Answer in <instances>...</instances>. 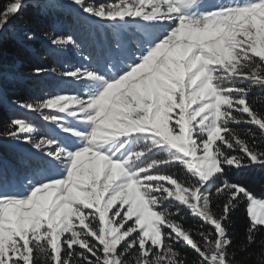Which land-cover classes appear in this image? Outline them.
I'll return each instance as SVG.
<instances>
[{
    "label": "snow or ice",
    "instance_id": "1",
    "mask_svg": "<svg viewBox=\"0 0 264 264\" xmlns=\"http://www.w3.org/2000/svg\"><path fill=\"white\" fill-rule=\"evenodd\" d=\"M9 38L75 62L26 72ZM49 77L44 96L10 94ZM258 96L264 0H0V264L264 255V199L241 182L264 171Z\"/></svg>",
    "mask_w": 264,
    "mask_h": 264
},
{
    "label": "trees",
    "instance_id": "2",
    "mask_svg": "<svg viewBox=\"0 0 264 264\" xmlns=\"http://www.w3.org/2000/svg\"><path fill=\"white\" fill-rule=\"evenodd\" d=\"M26 19H28L30 23L25 25V27H36V21L39 17L33 12L30 16L26 17ZM4 47L9 53L8 62H22L23 70L29 73L38 65L57 67L60 64L75 62L74 57L58 56L43 43L33 44L32 48L34 52L31 53L16 45L15 41L11 38L6 40ZM52 83H54V81L52 80V77H49L44 81L34 80L20 84H13L10 85V94L19 96L23 99L44 96L48 93L49 87ZM253 102L257 105L259 110L264 111V96L254 97ZM16 114L28 120L37 119L22 110H17ZM241 182L245 183L254 192L257 198L264 199V171L256 170L250 172L242 178ZM247 223L248 217L246 209L241 208V210L234 215L231 225L233 240L236 244H241L243 242ZM260 239L264 240V237ZM239 259L240 264H260V261L264 260V255H261V247L259 243L249 249V254L241 255Z\"/></svg>",
    "mask_w": 264,
    "mask_h": 264
},
{
    "label": "rangeland",
    "instance_id": "3",
    "mask_svg": "<svg viewBox=\"0 0 264 264\" xmlns=\"http://www.w3.org/2000/svg\"><path fill=\"white\" fill-rule=\"evenodd\" d=\"M260 199V198H259ZM260 211V209H257V212H259Z\"/></svg>",
    "mask_w": 264,
    "mask_h": 264
}]
</instances>
